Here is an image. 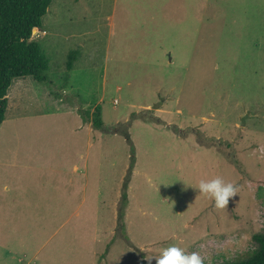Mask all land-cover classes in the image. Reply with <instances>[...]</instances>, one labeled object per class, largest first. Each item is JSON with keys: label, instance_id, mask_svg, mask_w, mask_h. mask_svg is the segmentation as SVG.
<instances>
[{"label": "rangeland", "instance_id": "rangeland-1", "mask_svg": "<svg viewBox=\"0 0 264 264\" xmlns=\"http://www.w3.org/2000/svg\"><path fill=\"white\" fill-rule=\"evenodd\" d=\"M32 40L49 70L9 89L0 264H147L172 245L204 264L252 254L264 0H53ZM216 177L238 189L225 209L198 190Z\"/></svg>", "mask_w": 264, "mask_h": 264}, {"label": "trees", "instance_id": "trees-1", "mask_svg": "<svg viewBox=\"0 0 264 264\" xmlns=\"http://www.w3.org/2000/svg\"><path fill=\"white\" fill-rule=\"evenodd\" d=\"M52 1L0 0V126L6 117L8 93L15 79L30 76L37 82L46 81L49 60L39 43L32 40V34L35 28L42 27V18ZM75 55V52L69 55L68 70L73 67ZM91 122L95 129H103L99 107ZM122 197L125 201V193ZM252 239L256 248L249 257L223 264H264V232L254 234Z\"/></svg>", "mask_w": 264, "mask_h": 264}, {"label": "clouds", "instance_id": "clouds-1", "mask_svg": "<svg viewBox=\"0 0 264 264\" xmlns=\"http://www.w3.org/2000/svg\"><path fill=\"white\" fill-rule=\"evenodd\" d=\"M201 194L208 196L214 201V206L225 209L230 198L238 194L236 185L226 182L221 177L210 180H201L198 185ZM147 264H204L203 258L198 253L186 254L184 249L172 245L161 250L158 256H146Z\"/></svg>", "mask_w": 264, "mask_h": 264}, {"label": "water", "instance_id": "water-1", "mask_svg": "<svg viewBox=\"0 0 264 264\" xmlns=\"http://www.w3.org/2000/svg\"><path fill=\"white\" fill-rule=\"evenodd\" d=\"M35 31H37V28H35V29L33 30V32H35Z\"/></svg>", "mask_w": 264, "mask_h": 264}, {"label": "crops", "instance_id": "crops-1", "mask_svg": "<svg viewBox=\"0 0 264 264\" xmlns=\"http://www.w3.org/2000/svg\"><path fill=\"white\" fill-rule=\"evenodd\" d=\"M75 169H76V167H75Z\"/></svg>", "mask_w": 264, "mask_h": 264}]
</instances>
